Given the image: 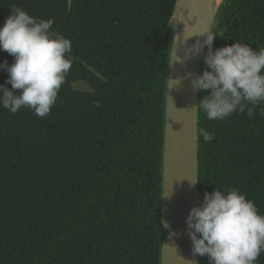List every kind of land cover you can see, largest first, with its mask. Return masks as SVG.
<instances>
[{
    "label": "trees",
    "instance_id": "16d2710c",
    "mask_svg": "<svg viewBox=\"0 0 264 264\" xmlns=\"http://www.w3.org/2000/svg\"><path fill=\"white\" fill-rule=\"evenodd\" d=\"M174 3L71 0L68 10L67 0H0V27L13 5L51 19V30L70 39L73 58L47 116L0 106V264H159ZM211 33L213 49L264 47V0H224ZM13 59L0 50V63ZM78 78L95 91L72 89ZM6 80L0 70V84ZM206 94L198 92V103ZM262 109L264 103L252 116L237 111L223 120L199 109L200 204L216 186L235 188L264 214ZM201 128L213 134L211 142ZM200 264H208L207 255Z\"/></svg>",
    "mask_w": 264,
    "mask_h": 264
},
{
    "label": "clouds",
    "instance_id": "9594fccd",
    "mask_svg": "<svg viewBox=\"0 0 264 264\" xmlns=\"http://www.w3.org/2000/svg\"><path fill=\"white\" fill-rule=\"evenodd\" d=\"M52 23L13 5L0 27V50L14 58L10 65L7 60L0 63V70L7 73V80L0 84V106L11 113L23 107L43 118L57 102L73 58L70 39L51 30ZM194 35L204 37L203 42L197 39L187 46V39ZM216 35L202 28L193 35H183L179 48L176 36L172 62L175 55L176 62L184 63L207 46V70L186 76L196 92L207 93L194 108L202 110L209 120H223L237 111L252 116L264 103V47L253 50L236 42L213 49ZM180 48L183 58L176 55ZM199 133L204 142L214 139L203 128ZM185 224L192 255H207L208 264H257L264 253V214L238 189L221 191L216 186L211 193L205 192L203 202L190 209Z\"/></svg>",
    "mask_w": 264,
    "mask_h": 264
},
{
    "label": "water",
    "instance_id": "95a60500",
    "mask_svg": "<svg viewBox=\"0 0 264 264\" xmlns=\"http://www.w3.org/2000/svg\"><path fill=\"white\" fill-rule=\"evenodd\" d=\"M223 2L224 0H175L169 19L172 36L163 94L159 264H200V256L192 255V243L185 224L190 209L200 205L199 108H194L198 104V92L192 88L190 79L186 76L188 73L200 74L207 46H204L199 55L184 63L176 62L175 55L173 62L172 58L176 36V46L179 48V40L183 39V35H193L202 28L211 32ZM70 4L71 0H67L68 10ZM197 39L202 43L204 37H189L186 45H194ZM176 55L183 58V49H178ZM71 87L84 92L95 91L81 78L71 81ZM190 180L196 182L192 184Z\"/></svg>",
    "mask_w": 264,
    "mask_h": 264
}]
</instances>
